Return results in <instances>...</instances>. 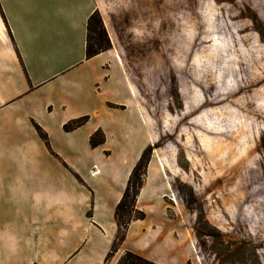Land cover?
Masks as SVG:
<instances>
[{
    "label": "rangeland",
    "instance_id": "374dc122",
    "mask_svg": "<svg viewBox=\"0 0 264 264\" xmlns=\"http://www.w3.org/2000/svg\"><path fill=\"white\" fill-rule=\"evenodd\" d=\"M95 2L149 144L130 111L99 104L68 137L59 123L76 113L38 114L50 144L72 143L99 170L81 177L95 187L92 198L77 180L69 192L75 201L86 192L88 211L103 209L116 190L112 178L142 151L131 180L136 189L140 179V197L129 217L119 212L123 222L134 221L125 247L158 264H264V0ZM126 95L113 90L109 102ZM99 127L108 139L91 151L88 135ZM50 212L46 227L54 223ZM123 254L116 249L104 264Z\"/></svg>",
    "mask_w": 264,
    "mask_h": 264
},
{
    "label": "crops",
    "instance_id": "0c3cea01",
    "mask_svg": "<svg viewBox=\"0 0 264 264\" xmlns=\"http://www.w3.org/2000/svg\"><path fill=\"white\" fill-rule=\"evenodd\" d=\"M95 10V0H0V264H104L118 234L116 206L142 151L129 169L117 173L119 179L112 178L116 190L107 192V206L88 211V194L75 201L69 189L77 180L92 198L95 187L81 177L96 175L99 170H90L96 165L72 143L50 144L46 129L35 123L38 114L76 113L70 117L78 118L59 123L68 137L88 122L87 114H97L94 107L100 104V109L130 111L148 146L118 55L116 61L109 50L86 59V23ZM113 90L126 92L125 100L109 102ZM85 117L79 128L64 130ZM97 131L104 142L92 147L90 137ZM106 139V130L95 128L87 148L92 151ZM52 208L54 223L46 227ZM38 217L45 218L41 224ZM94 237L102 241L99 248ZM117 251L140 253L123 243Z\"/></svg>",
    "mask_w": 264,
    "mask_h": 264
},
{
    "label": "trees",
    "instance_id": "16d2710c",
    "mask_svg": "<svg viewBox=\"0 0 264 264\" xmlns=\"http://www.w3.org/2000/svg\"><path fill=\"white\" fill-rule=\"evenodd\" d=\"M111 49V43L110 40L108 39L107 33L105 31V28L103 26L102 22V17L101 14L98 10H95L88 18L87 23H86V47H85V56L86 59H90L102 52L108 51ZM128 80V79H127ZM129 82V81H128ZM130 84V83H129ZM88 117L71 121L67 124L64 125V130L66 132L72 131L76 128H79L82 126ZM43 136V135H42ZM98 136V139L96 140V137ZM44 138V137H42ZM104 142V138L102 136V133L100 131L95 132L91 137H90V145L92 147H97L100 144ZM145 154V153H144ZM144 154H142L139 157V160L135 167L133 168L132 174L130 176V179L128 181V184L125 188V191L119 201V203L116 206L115 210V220L116 224L118 227V234L114 240V243L107 254L105 261L108 259V257L116 252V249L121 246L125 239L126 235V230L128 227V224L131 222V220H126V222H123V219H120L119 212L123 210H127L126 213L124 214L125 217H129L130 213L134 210V203H135V198L138 195V189L141 187V181L138 177H136V184L135 188L132 189L133 187L131 186L132 182V177L135 176L140 168H142V159ZM130 189H132V192L130 193ZM144 215L140 214L136 220H143ZM130 221V222H129ZM123 228V231L120 229ZM116 264H156L150 260H147L137 254H134L132 252H124V254L119 257L117 260Z\"/></svg>",
    "mask_w": 264,
    "mask_h": 264
}]
</instances>
